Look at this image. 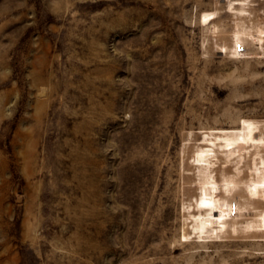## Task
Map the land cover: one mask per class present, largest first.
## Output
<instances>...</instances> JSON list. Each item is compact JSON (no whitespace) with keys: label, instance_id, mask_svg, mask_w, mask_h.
<instances>
[{"label":"rangeland","instance_id":"1","mask_svg":"<svg viewBox=\"0 0 264 264\" xmlns=\"http://www.w3.org/2000/svg\"><path fill=\"white\" fill-rule=\"evenodd\" d=\"M0 264H264V0H0Z\"/></svg>","mask_w":264,"mask_h":264}]
</instances>
